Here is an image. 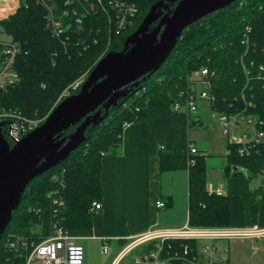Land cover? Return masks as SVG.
Instances as JSON below:
<instances>
[{
    "label": "trees",
    "instance_id": "1",
    "mask_svg": "<svg viewBox=\"0 0 264 264\" xmlns=\"http://www.w3.org/2000/svg\"><path fill=\"white\" fill-rule=\"evenodd\" d=\"M66 1H54L58 16L62 10L71 11L66 18L67 30L60 37H54L47 28L46 7L37 0H21L16 14L0 22L20 49L15 64L20 81L0 91V108L19 112L30 121L45 120L63 92L87 76L108 48L123 49L125 40L161 0H123L138 11L129 18L127 28L120 31L116 25L118 12L113 8L110 7L109 17L97 16L90 9L94 0H69L65 6ZM74 10L83 18V27L72 17ZM2 49L0 46V53ZM203 69L214 74L208 76L212 83L210 92L215 97L214 109L233 112L246 98L256 104L253 112L264 120V0H237L186 28L156 73L92 127L86 141L66 161L34 179L2 236L0 264L25 261L7 248L10 237H27L41 243L54 234L59 224L68 232L91 229L96 216L91 212L92 205L102 200L103 160L121 155L157 157L161 172L187 170L190 224L229 227L231 194L209 191L207 156L190 140V131L202 126L195 119L198 114L193 116L174 107L176 102H184L186 96L182 93L190 89L195 72ZM73 130L64 133V137ZM192 146L197 149L196 154L192 153ZM227 146L231 150L226 156L227 176L239 174L252 182L261 177L264 183V143L245 157L237 154L236 147L229 143ZM189 160L194 165H188ZM263 192L264 184L252 187L245 196L246 202L260 204ZM56 198L64 201L63 207L54 204ZM148 249L150 246L143 247Z\"/></svg>",
    "mask_w": 264,
    "mask_h": 264
},
{
    "label": "built area",
    "instance_id": "2",
    "mask_svg": "<svg viewBox=\"0 0 264 264\" xmlns=\"http://www.w3.org/2000/svg\"><path fill=\"white\" fill-rule=\"evenodd\" d=\"M55 0H37L39 5L46 7L45 18L47 28L50 29L54 37H60L66 32L68 16L70 10H62L58 16L55 13ZM69 0L65 2L68 6ZM110 7L118 12L116 18L117 29L125 30L129 23V18L137 14L135 6H129L123 0H94L91 3V10L97 16L103 14L109 17ZM12 8L0 3V22L9 19ZM107 14H105V13ZM102 14V15H101ZM73 18L79 27H83V18L77 16L74 10ZM3 47L0 53V91L15 86L20 81L19 73L15 68L16 59L20 52L18 45L13 39L0 42ZM263 69V68H262ZM210 73L208 69L195 72L192 77L190 89L185 94L184 102H176L175 110L186 111L196 116L199 113L201 102L214 104L215 97L211 94V81L208 79ZM84 78L72 84L62 95L67 98L73 91L81 89ZM256 104L246 99L244 104L234 108L233 112L220 113L219 122L223 135L227 138L231 146L237 148L240 157L249 156L255 148L264 143V120L253 112ZM3 124L2 131L6 140L12 145H16L26 135L40 126L39 121H30L21 113L0 108V124ZM192 153L196 154L197 149L191 147ZM231 154V150H228ZM188 165H194V161L189 160ZM211 193L212 189L209 188ZM219 195L222 192H218ZM54 204L63 207L62 199H55ZM158 209H165L166 203L156 202ZM102 205L94 202L91 212L98 213ZM254 239L264 241V227L259 225L241 228L234 227H195L188 221L179 227H153L144 235L130 241L121 250L113 264H118L123 258L140 248L150 246V249L142 250L135 258L134 264H229V248L221 247L220 242H230L235 239ZM7 248L24 257L21 264H84V249L77 243V238L72 236L62 225H57L55 232L48 239L41 243L27 237H10ZM102 252H110V244L104 242Z\"/></svg>",
    "mask_w": 264,
    "mask_h": 264
},
{
    "label": "water",
    "instance_id": "3",
    "mask_svg": "<svg viewBox=\"0 0 264 264\" xmlns=\"http://www.w3.org/2000/svg\"><path fill=\"white\" fill-rule=\"evenodd\" d=\"M236 1H158L125 40L123 49L103 56L81 89L61 101L42 125L12 146L0 124V242L30 183L66 161L86 141L92 127L156 73L186 28Z\"/></svg>",
    "mask_w": 264,
    "mask_h": 264
},
{
    "label": "crops",
    "instance_id": "4",
    "mask_svg": "<svg viewBox=\"0 0 264 264\" xmlns=\"http://www.w3.org/2000/svg\"><path fill=\"white\" fill-rule=\"evenodd\" d=\"M0 3L8 5L10 9L12 8L13 11L10 15H14L20 8L21 0H0ZM11 39L13 38L6 34L0 26V42H6ZM203 103L209 106H203L205 105ZM203 109L204 111L212 112L213 116L217 115L219 120L221 112L214 109L210 102H201L199 104L200 115ZM200 115L196 116L195 119L198 118L200 120L202 123L200 127L203 129L206 127L201 121ZM195 129L198 128L194 127L192 130ZM190 140L194 141L191 138ZM194 142L202 154H205L198 143ZM226 150L225 157L228 155V146H226ZM152 158H156V160ZM152 158H128L121 155L103 160L101 173L102 200L99 202L102 205V209L96 213L94 226L91 229L72 230L69 232L77 238L79 245L87 246L88 242H94L98 246H103L104 242H108L110 245L111 242H114L118 244L117 248L121 246L120 253L130 241L144 235L149 229L157 227L158 223L162 222V219L163 223L167 222L163 216L169 217V222L162 224L171 227H179L189 221L188 206L186 209L187 214L184 212L181 216H177V219L171 218L174 209L166 213L168 207L166 209L157 208L156 202L158 201L167 202L168 206L169 203H172L171 206L173 208L176 194L174 191H168L165 194L162 181L158 187V177L162 173L161 163L157 157ZM226 165L227 162L221 168V178L223 179L218 187H216L215 183L208 182V188H211L212 192L217 194L219 191L222 192L221 195L223 196L231 194L230 227L241 228L254 225L264 227V192L260 196V204L256 202L249 204L245 200V196L252 190V187L256 189L264 183L253 185L252 181L241 177L239 174L227 176L224 171ZM173 173V175H176L184 173V171L182 169L173 171ZM171 212L172 214H170ZM184 218L186 221L183 222ZM219 245L229 248V264H264V241L242 238L230 242H220ZM85 264L97 263L87 260Z\"/></svg>",
    "mask_w": 264,
    "mask_h": 264
},
{
    "label": "rangeland",
    "instance_id": "5",
    "mask_svg": "<svg viewBox=\"0 0 264 264\" xmlns=\"http://www.w3.org/2000/svg\"><path fill=\"white\" fill-rule=\"evenodd\" d=\"M108 52H110L109 48L106 50L105 54H102L100 59L103 56H105ZM99 60L97 61V63L99 62ZM90 72H89V74H90ZM89 74L87 76L83 77L84 80H86L88 78ZM66 90L63 92L62 95H64ZM62 95H61V97H62ZM61 97L59 98L58 103L55 105V108L60 104ZM64 99H65V97H64ZM203 104H205V103H203ZM203 106H209V105L205 104ZM55 108H53V110ZM198 114L200 115V113H198ZM200 118H201V121L204 123V126L206 128L202 129L200 126H196L195 128H198V129L191 130L189 136L191 139H193L194 141H196L198 143L200 149L205 153V155H207V167H208V169H207V180L209 183H215L216 187H218L221 180L223 179V178H221V176H222L221 168L223 166H225V164H226L225 155L227 153V150H226L227 138L223 135V132L221 131L217 115L213 116L212 112L210 113V111H207V110L204 111V109H203V112L200 115ZM45 120H42V121L39 120V124L42 125L43 121H45ZM152 159L156 160V158H152ZM183 171H184V173H179L176 175H173L174 174L173 171H166V172L161 173V175H160L161 177L160 176L158 177V180H159L158 187L160 186V183L162 181V185H163L165 194L168 191L169 192L174 191L176 194L174 207L172 208V206H169L168 209L166 210V213H168L174 209V213H173V215H171V218H174V219H177V216H179V215L181 216L184 212H186V209L188 206V193H187L188 192V188H187L188 187V180H187L188 174H187V170L183 169ZM174 177H175V179H173ZM261 182H262V178L260 177L258 179H255L252 183H253V185H255V184H261ZM170 214H172V212ZM186 214H187V212H186ZM163 217H164V219L167 220V222L163 223V219H162V222H159L158 226L170 228L171 226L163 225V224H166L169 222V217L168 218L165 216H163ZM184 221H186L185 218H184L183 222ZM82 247L84 249V264L86 263L87 260L91 261V262L95 261L97 264H100V263L112 264L113 260L118 255L121 246H119V248H117L118 244L111 242L110 252L107 254H104L102 252V245L98 246L94 242H88L87 246L84 245ZM142 250H143V248H140L139 250L132 252L131 254H129L128 256L123 258L121 261H119L118 264H134V258Z\"/></svg>",
    "mask_w": 264,
    "mask_h": 264
}]
</instances>
